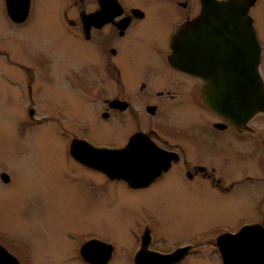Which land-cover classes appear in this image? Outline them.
Returning a JSON list of instances; mask_svg holds the SVG:
<instances>
[{
    "label": "flooded vegetation",
    "instance_id": "af4514ba",
    "mask_svg": "<svg viewBox=\"0 0 264 264\" xmlns=\"http://www.w3.org/2000/svg\"><path fill=\"white\" fill-rule=\"evenodd\" d=\"M212 1L232 0H59L45 20L34 0L28 10H17L27 11L21 16H11L4 0L0 109L10 116L7 122L15 131L14 153L23 155L22 145L38 128L53 134L78 165L69 171L63 166L66 182H81L84 174H92L109 181L118 193L161 185L224 197L242 187L257 189L264 182V172H257L264 165V113L241 121L224 118L206 104L207 82L171 62L172 39L179 28L196 20ZM257 2L249 8L251 17ZM34 24L65 38L68 47L63 52L69 47L75 52V66L60 62L59 74L78 105L50 97L58 77L59 50L49 41L42 48L29 41L28 29ZM262 53L261 47V62ZM77 108L83 117L72 115ZM181 115L186 123L173 121ZM93 132L110 136L99 138ZM222 144L232 152L221 150ZM100 151L109 154L107 160H99L104 153ZM247 165L252 169H243ZM14 170L0 160V185L15 184ZM92 185L83 187L92 191ZM119 195L112 203L120 205V200L123 206ZM263 202L264 197L253 220L216 225L173 242L158 234L152 214L142 210L145 216L132 228L133 242L122 250L109 235L68 231L64 240L75 245L66 261L264 264ZM0 251V264H32L33 251L1 225ZM66 255L52 263L63 264Z\"/></svg>",
    "mask_w": 264,
    "mask_h": 264
},
{
    "label": "rangeland",
    "instance_id": "374dc122",
    "mask_svg": "<svg viewBox=\"0 0 264 264\" xmlns=\"http://www.w3.org/2000/svg\"><path fill=\"white\" fill-rule=\"evenodd\" d=\"M58 6L59 0H34V8L41 9L44 20L48 17V11ZM4 9L5 2L0 0V30L4 29L1 26ZM252 18L263 50L259 68L264 81V0H258L252 11ZM52 21L50 17V22ZM49 30L50 28H39L34 24L29 27L27 37L35 47L42 48L49 41L59 50L56 57L58 77L50 97L55 101L63 99L70 105H78L68 86L60 83L59 74L60 62L62 65L74 67L76 54L70 47V50L67 48V52H63L68 47L67 40L56 38ZM71 113L78 117L85 115L79 108ZM9 119L10 116L0 109V136L4 141V144L0 145V160L3 164L15 168L16 173L13 186L0 185V210L3 215L0 225L33 251L30 260L32 264H58L52 263L53 259L61 260L66 254L63 264H80L79 261H66L72 254L69 252L74 251L72 245H75L64 240L68 231L79 233L92 230L109 235L122 250L132 244V228L141 220L142 215L145 216V213H141L142 210L152 214L158 234L168 242L187 239L190 234L195 235L220 224L234 226L241 221L253 220L259 215L258 202L261 203L264 197V182H261L257 189L242 187L226 197L212 192L191 193L181 186L169 188L161 185H154L139 192L127 193L123 189L118 193V188L112 189L109 181L92 174H84L81 182H66L63 166L69 171L70 167L78 165L64 153L62 145L53 134L45 131L40 133L38 128L33 130L22 145L23 155L15 154L16 146L11 144L15 131L7 122ZM173 119L178 120L176 123L187 122L184 115ZM93 133L99 138L110 136ZM226 145H220V149L232 152ZM252 167L247 165L243 169ZM257 172H264V165H261L260 169L257 168ZM90 185L95 189L100 185L103 187H98L96 192L95 189L89 191L83 187ZM118 194L124 197L125 205L121 206L120 200V205L112 203ZM262 206L264 209V202ZM74 236H77L76 233ZM47 256L50 260L46 259ZM190 264L205 262L194 259Z\"/></svg>",
    "mask_w": 264,
    "mask_h": 264
},
{
    "label": "water",
    "instance_id": "95a60500",
    "mask_svg": "<svg viewBox=\"0 0 264 264\" xmlns=\"http://www.w3.org/2000/svg\"><path fill=\"white\" fill-rule=\"evenodd\" d=\"M255 2L212 1L196 20L179 28L172 39L173 65L205 80L206 104L233 121L264 113L261 46L249 14ZM6 5L11 16L26 15L27 11L17 10H28L30 0H6ZM108 155L104 152L98 158L107 160ZM260 231L264 233L262 227Z\"/></svg>",
    "mask_w": 264,
    "mask_h": 264
}]
</instances>
